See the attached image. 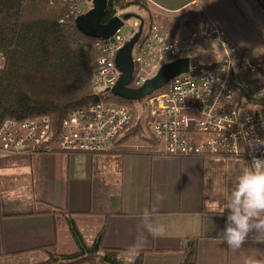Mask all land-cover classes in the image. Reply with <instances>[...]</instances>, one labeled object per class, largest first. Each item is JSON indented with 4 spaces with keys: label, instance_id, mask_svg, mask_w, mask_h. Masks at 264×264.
Masks as SVG:
<instances>
[{
    "label": "crops",
    "instance_id": "crops-1",
    "mask_svg": "<svg viewBox=\"0 0 264 264\" xmlns=\"http://www.w3.org/2000/svg\"><path fill=\"white\" fill-rule=\"evenodd\" d=\"M150 13L145 12L144 32L147 34L152 15L161 28H167L173 41L184 40L190 32L204 31L211 25L224 31L227 39L236 43L243 57L264 55V42L258 40L255 32L241 23L235 0H143ZM174 19L169 23L167 20ZM139 24H132V30ZM184 38V39H183ZM204 50L206 60L222 59V48ZM208 55V56H207ZM219 57V58H217ZM250 106V105H249ZM120 136L108 149L113 159L122 163L121 167L103 170L95 175L93 170L85 175L84 181L71 177V162L82 153L48 152L36 154L29 172L16 176H33L31 188L43 190L46 203L67 212L79 228L86 244H91L106 223L103 246L107 249L129 251L140 234V216L145 209L156 208L154 221L165 225V235L153 239L139 252H143L142 264H179L185 246L195 242L197 264H246L250 258L264 259V243H256L249 238L239 250H233L223 240L226 216H217L206 209V201L223 202L226 194L216 191L213 177L205 174L188 175L184 179L181 171L173 169L183 162L182 156H166L158 145L143 151L147 143L140 147L119 143ZM158 148V149H157ZM134 150H141L135 153ZM157 149V150H156ZM127 152V153H125ZM128 152L132 154H128ZM144 152L150 153L146 154ZM144 153V154H143ZM88 155H96L85 153ZM205 156L202 159H205ZM218 162L232 164L237 173L241 167L240 157L213 156ZM211 157V158H213ZM100 157H95V160ZM124 160L129 165H124ZM203 161V162H204ZM247 163V161H245ZM206 172V171H205ZM11 176V175H8ZM95 177V178H94ZM35 186V187H33ZM112 187L117 192L111 194L99 214L91 212L93 190L98 187ZM159 192L164 199L157 205L155 194ZM217 192V193H216ZM222 192V194H221ZM28 193V190L26 191ZM218 197L222 199H217ZM18 195L0 199V264H37L45 259L38 248L43 245L56 246L60 254H72L76 246L67 227L66 216L60 214L38 213L40 205ZM42 209H46L44 206ZM137 255V254H136ZM136 255H128L126 262L132 263Z\"/></svg>",
    "mask_w": 264,
    "mask_h": 264
},
{
    "label": "built area",
    "instance_id": "built-area-1",
    "mask_svg": "<svg viewBox=\"0 0 264 264\" xmlns=\"http://www.w3.org/2000/svg\"><path fill=\"white\" fill-rule=\"evenodd\" d=\"M62 1L67 4L68 12L60 23L84 14L82 0ZM150 21L147 34L139 39L132 52L134 72L130 87H141L165 63L190 59L188 73L173 78L163 91L145 101L146 129L159 145L158 150L166 156L178 157L243 156L248 164L253 156L264 158V148L253 153L246 142L256 137L264 139V105H251L264 101V64L243 57L237 44L214 25L204 31L190 32L184 40L173 41L167 28H161L153 18ZM132 36L119 31L112 39L94 44L99 52L92 79L97 92H105L116 84L120 73L116 70L115 55ZM218 40L231 50L234 64L227 61L228 53L223 51L225 57L219 67L195 73L192 59ZM3 61L0 54V70ZM131 119L129 109L122 104L98 103L74 110L64 120L54 149L65 153L106 152L126 131ZM49 131L48 117L23 124L5 122L0 128V154L33 152L48 140ZM149 147L154 146H145L143 151Z\"/></svg>",
    "mask_w": 264,
    "mask_h": 264
},
{
    "label": "trees",
    "instance_id": "trees-1",
    "mask_svg": "<svg viewBox=\"0 0 264 264\" xmlns=\"http://www.w3.org/2000/svg\"><path fill=\"white\" fill-rule=\"evenodd\" d=\"M81 4H85L84 13L91 7L84 0ZM130 6L149 13L143 0H108L100 22L105 23L115 15L123 17ZM67 12V4L62 0H0V54L4 57L3 68L0 70V128L8 121L23 124L24 121L43 117H48L50 121L47 141L35 151L24 155L0 154V168L22 163L25 156L58 152L54 146L63 129L64 120L72 111L87 109L98 103L122 104L129 109L131 123L120 135L119 143L137 138L150 146L157 145L145 128V101L149 97L141 102L126 101L116 98L109 91L95 90L92 84L93 68L99 52L94 44L98 40L78 31L74 25V17L69 18L66 23H60ZM135 21L138 20L131 18L132 23ZM221 64L222 61L204 63L198 58L191 61L195 73L219 67ZM251 105L262 107L264 101L253 102ZM31 179L36 183L33 176L26 178L14 174L1 175V201L18 195L46 208L44 210L41 207L36 214L55 213L66 216L67 227L76 246L75 253L65 255L58 253L54 244L40 246L38 250L45 254V259L37 264H142L143 252H139L133 262L129 263L126 262L129 251L107 249L103 246L106 223L94 241L86 244L71 216L64 210L48 205L43 190L38 188L35 192L31 188ZM115 192V188L106 186L94 189L91 212L99 214L102 207L98 209V206L105 204L107 198ZM181 259L179 264H197L194 241L185 246Z\"/></svg>",
    "mask_w": 264,
    "mask_h": 264
},
{
    "label": "clouds",
    "instance_id": "clouds-1",
    "mask_svg": "<svg viewBox=\"0 0 264 264\" xmlns=\"http://www.w3.org/2000/svg\"><path fill=\"white\" fill-rule=\"evenodd\" d=\"M218 49L228 53L227 61L234 64L230 59L231 50L222 41H216ZM245 136L247 134L245 133ZM248 148L255 153L264 148V139L256 137L247 140ZM164 199L157 192L155 201L158 205ZM205 208H211V213L217 216L228 214L225 221L223 240L233 250H239L245 242L251 238L256 243H264V158L253 156L248 164L241 160V167L236 176L235 187L226 192L223 202L206 201ZM156 208L145 209L140 216V234L136 243L130 247L129 253L136 255L148 243V237L153 239L165 235V225L154 221ZM246 264H264V259L250 258Z\"/></svg>",
    "mask_w": 264,
    "mask_h": 264
},
{
    "label": "rangeland",
    "instance_id": "rangeland-1",
    "mask_svg": "<svg viewBox=\"0 0 264 264\" xmlns=\"http://www.w3.org/2000/svg\"><path fill=\"white\" fill-rule=\"evenodd\" d=\"M81 5L82 7H85V4H81ZM234 5L237 7V11L240 17L243 19V21L241 22L243 26L244 27L247 26L248 28L253 30L258 40L264 42V0H235ZM126 10L128 13H132V14L136 13L137 15L139 14L141 17H145V11L136 10V8H134L133 6H130ZM147 17H150L149 20L153 18L151 14L147 15ZM174 19L172 20L169 18V20H167L168 22H165V23L170 22L171 24V22L174 21ZM135 22H138V24H140L139 21H135ZM132 24L133 23L131 22V18L128 19L125 26L120 30V33L123 34L124 36H127V34L130 33L132 30ZM137 27L133 29V33H135ZM132 35L133 34H131V36ZM219 49L217 46H214L210 50L218 51ZM252 59H254L253 61L262 62L264 64V55L252 56ZM200 60L204 63H211L212 61H217V60H222V59L206 60V53H205L203 54L202 58H200ZM145 128H146V125H145ZM147 133H148V130H147ZM127 142H128L127 145H137L139 147L143 145V142L137 138H133L132 140L127 141ZM132 151L142 152L141 150H134V149H132ZM103 153H108V151L103 152ZM83 155L84 156H81L77 160H73V162H71V165H70L71 171H72L71 177L73 180L81 182V181H84L83 178H85V175L91 173L92 170L94 171L93 173L95 175L99 176L100 172H103V170H108L109 168H118V167H121L122 165V163H120L121 160H119L118 161L119 163H117L116 159L110 158V157H113L114 154L112 155L110 154L108 155H103V154L88 155L84 153ZM95 157H100V158L96 159V161H93L95 160ZM211 157L213 156H210V155L205 156V159H207L208 161H204L203 160L204 158L201 156L183 157L184 161L180 162V164L179 163L175 164L173 169L175 171L182 170L184 179H186L188 175L193 176L194 174L199 175L202 173L203 174L207 173L209 176L213 177L214 189L218 192L222 191L223 193L226 194V192L231 191L232 188L235 187V180H236V176L238 175V173L234 169V166L232 164H227L226 162H218L217 159L216 160L214 159L215 157L213 158ZM33 160L34 158L30 156H25V158L22 159V163H13L12 167H8V166L5 168L1 167L0 176L1 175H13V174H25L29 172L31 165L35 163ZM125 164L129 165V161L127 160L126 162H124V165ZM219 198L220 197H218L217 199ZM18 200H19V197H18Z\"/></svg>",
    "mask_w": 264,
    "mask_h": 264
},
{
    "label": "water",
    "instance_id": "water-1",
    "mask_svg": "<svg viewBox=\"0 0 264 264\" xmlns=\"http://www.w3.org/2000/svg\"><path fill=\"white\" fill-rule=\"evenodd\" d=\"M84 1L89 3L91 7L86 13L79 15L74 20V25H76L78 31L89 38H94L101 42L107 41L112 39L115 33L119 32L125 26L128 19L136 18L140 22L137 32H130L133 36L115 55L116 70L119 71L120 76L116 84L106 91H109L116 98H121L126 101L141 102L143 99L152 96L155 92L165 89L173 78L189 72L190 59L179 58L176 59V61L165 63L164 66L160 67L153 77L147 79L141 87H130V81L132 80L134 72L132 52L135 45L139 42V39L143 36V19L139 16L136 17L132 13H126L123 17L115 15L107 22L101 23L100 20L105 12L108 0Z\"/></svg>",
    "mask_w": 264,
    "mask_h": 264
}]
</instances>
